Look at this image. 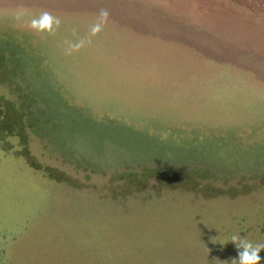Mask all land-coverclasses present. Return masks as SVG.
<instances>
[{
	"label": "rangeland",
	"instance_id": "1",
	"mask_svg": "<svg viewBox=\"0 0 264 264\" xmlns=\"http://www.w3.org/2000/svg\"><path fill=\"white\" fill-rule=\"evenodd\" d=\"M233 235L264 243V0H0V264H232Z\"/></svg>",
	"mask_w": 264,
	"mask_h": 264
},
{
	"label": "clouds",
	"instance_id": "2",
	"mask_svg": "<svg viewBox=\"0 0 264 264\" xmlns=\"http://www.w3.org/2000/svg\"><path fill=\"white\" fill-rule=\"evenodd\" d=\"M100 16L104 19L107 18L108 13L105 10H102L100 13ZM20 18V15L18 14L17 19ZM61 24V20L58 17L52 16L48 12H42L39 14V16L33 17L30 21V27L37 31V32H48L49 34H52L55 32V29L58 28ZM102 24L96 23L91 26L90 33L91 35H96L101 31ZM83 46V41H81L79 44L70 46L69 52L75 48L79 49ZM215 240V238H214ZM230 241H232L238 252H237V258H234L232 260V264H260L261 260L264 259V257H261L260 253L261 251H264V243H253L250 240H247L245 238H241L238 235H233L230 238ZM221 243H225L224 241H221Z\"/></svg>",
	"mask_w": 264,
	"mask_h": 264
},
{
	"label": "trees",
	"instance_id": "3",
	"mask_svg": "<svg viewBox=\"0 0 264 264\" xmlns=\"http://www.w3.org/2000/svg\"><path fill=\"white\" fill-rule=\"evenodd\" d=\"M88 111H89V110H88ZM89 113H90V112H89ZM93 126H94V127H97V126H98V122H97V121H96V122L94 121V122H93ZM112 127H113V126L110 125L109 128L111 129ZM118 129H120V128L118 127ZM131 129H133V131L135 130L134 127H131ZM135 132H136V131H135Z\"/></svg>",
	"mask_w": 264,
	"mask_h": 264
}]
</instances>
